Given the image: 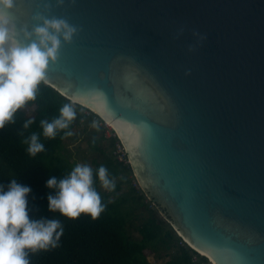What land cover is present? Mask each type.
<instances>
[{"label":"water","instance_id":"water-1","mask_svg":"<svg viewBox=\"0 0 264 264\" xmlns=\"http://www.w3.org/2000/svg\"><path fill=\"white\" fill-rule=\"evenodd\" d=\"M25 2L48 7L15 10L21 43L38 13L77 27L46 84L113 126L173 228L215 264H264V0Z\"/></svg>","mask_w":264,"mask_h":264},{"label":"trees","instance_id":"trees-1","mask_svg":"<svg viewBox=\"0 0 264 264\" xmlns=\"http://www.w3.org/2000/svg\"><path fill=\"white\" fill-rule=\"evenodd\" d=\"M70 103L77 112V118L66 130L58 132L56 138H46L42 134L40 121H51L60 115V108ZM26 108H32L30 115ZM77 103H74L49 84L41 83L35 101H30L16 114L15 123L0 129V184L7 185L12 179L30 186L29 209L31 216L55 217L64 226V235L60 246L47 251L30 253L31 264H153L148 256L154 253L159 256L166 253L168 260L163 264H199L194 256L198 252L189 245H180L181 237L173 228L166 208L155 202L147 193L135 185L136 178L130 163L121 161L115 150L119 137L108 136L103 125L95 124L89 132V144L95 151L90 165L94 170L105 165L114 177V191L103 189L99 181L96 187L107 205L98 219L82 214L77 219H70L58 211L53 213L48 208L50 189L46 181L50 176L58 179L67 175L79 164L64 154V144L71 134L81 127L85 121L102 119ZM35 121L28 129L23 128L25 120ZM87 127L84 132H87ZM41 133L40 139L45 150L35 156L27 152L25 138L31 133ZM107 140L104 145L102 141ZM34 197V198H33ZM138 211L143 213V220L138 226L140 239H134L127 233V225L131 217ZM163 212L164 215L161 214ZM207 263L208 258H199Z\"/></svg>","mask_w":264,"mask_h":264},{"label":"clouds","instance_id":"clouds-1","mask_svg":"<svg viewBox=\"0 0 264 264\" xmlns=\"http://www.w3.org/2000/svg\"><path fill=\"white\" fill-rule=\"evenodd\" d=\"M64 3L65 0H56L57 5ZM16 9L17 0H0V129L15 123L17 112L36 100L39 86L47 82L50 63L58 60L63 44L72 43L78 31L64 18L38 13L33 17L31 30L24 29L28 42L21 43L14 22ZM193 35L198 41L206 39L199 32ZM76 118L72 104H64L58 117L40 121L43 136L56 138ZM33 123L34 120L27 119L23 128L28 129ZM40 136L41 133L33 132L24 140L32 156L45 150ZM97 180L107 191L116 188L115 179L105 165L94 170L88 164H77L62 178L50 176L46 181V187L51 190L47 197L49 211H58L70 219L82 214L98 219L107 205L96 187ZM31 193L30 186L16 179L7 185L0 184V264H31L30 253L60 246L65 231L62 222L55 217H30Z\"/></svg>","mask_w":264,"mask_h":264},{"label":"rangeland","instance_id":"rangeland-1","mask_svg":"<svg viewBox=\"0 0 264 264\" xmlns=\"http://www.w3.org/2000/svg\"><path fill=\"white\" fill-rule=\"evenodd\" d=\"M27 112L32 115L33 113V109L32 108H26ZM84 111L86 113H90L89 110L84 109ZM98 125H103L106 128V134H110L112 133V128L107 126L106 123L103 121L101 123V121L97 118V119H93V121H85L84 124L81 127H78L77 130H75L65 141L64 144V149L63 152L64 154L70 156L72 159H77L79 164H91L92 163V159L95 156V151L91 149L90 144H89V132L91 131V129L95 128V124ZM87 129V132H84L85 128ZM108 130H110L108 132ZM102 143H104V145L108 144L107 140L102 141ZM162 215L163 212L160 211ZM143 220V213L138 211L135 215H133L131 217V222L128 223L127 225V233L130 237L134 238V239H140L141 238V234L138 231V226L141 224ZM176 231V230H175ZM176 233L178 234V232L176 231ZM199 256L198 258L203 257L202 254H200L198 252ZM160 258L157 257L156 254L151 253L148 256V259L151 263L153 264H163V262H165L166 260H168V256H166V253L162 254V256H159ZM209 264H211L209 258H208V262Z\"/></svg>","mask_w":264,"mask_h":264},{"label":"built area","instance_id":"built-area-1","mask_svg":"<svg viewBox=\"0 0 264 264\" xmlns=\"http://www.w3.org/2000/svg\"><path fill=\"white\" fill-rule=\"evenodd\" d=\"M104 120H102V122H103ZM101 122V123H102ZM105 123H106V125L107 126H109V127H111L112 128V133H110V134H108V136H112V135H116V136H118L117 135V133L115 132V130H114V128L108 123V122H106V121H104ZM110 130H108V132H109ZM107 132V131H106ZM115 153L117 154V156L119 157V159L121 160V161H125V162H127V163H130V160H129V157H128V154H127V152H126V150H125V147H124V145H123V143H122V141L119 139V141L117 142V148H116V150H115ZM136 178V177H135ZM136 180V182H135V185L138 187V188H141L140 187V184H139V182H138V180L137 179H135ZM142 189V188H141ZM177 232H178V235L182 238L181 239V241H180V245H189L190 247H192L191 245H190V243L184 238V237H182V235L179 233V231L178 230H176ZM201 254V253H200ZM194 260L195 261H198L199 262V264H209V263H204V262H201L200 261V259L198 258V256L197 255H195L194 256ZM210 260V259H209ZM210 262H211V264H215V263H213L211 260H210Z\"/></svg>","mask_w":264,"mask_h":264},{"label":"snow or ice","instance_id":"snow-or-ice-1","mask_svg":"<svg viewBox=\"0 0 264 264\" xmlns=\"http://www.w3.org/2000/svg\"><path fill=\"white\" fill-rule=\"evenodd\" d=\"M48 7V5H40V4H33V3H24L23 5L19 4L17 5V9L27 13V14H31V9L33 7Z\"/></svg>","mask_w":264,"mask_h":264},{"label":"bare ground","instance_id":"bare-ground-1","mask_svg":"<svg viewBox=\"0 0 264 264\" xmlns=\"http://www.w3.org/2000/svg\"><path fill=\"white\" fill-rule=\"evenodd\" d=\"M110 124V123H109ZM111 125V124H110ZM112 126V125H111ZM113 127V126H112ZM199 253H201L202 255H205L204 253H202V252H199ZM211 260V259H210ZM213 263H214V261L213 260H211Z\"/></svg>","mask_w":264,"mask_h":264}]
</instances>
